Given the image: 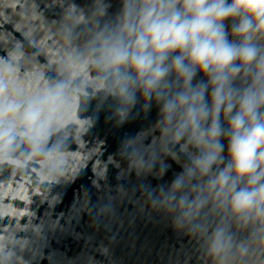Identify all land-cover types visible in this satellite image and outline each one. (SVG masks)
<instances>
[{
  "label": "water",
  "instance_id": "obj_1",
  "mask_svg": "<svg viewBox=\"0 0 264 264\" xmlns=\"http://www.w3.org/2000/svg\"><path fill=\"white\" fill-rule=\"evenodd\" d=\"M120 3L0 0V81L8 96L26 99L64 85L40 151L19 122L14 141H0V264H264V246L246 258L234 249L211 253L218 226L248 238L226 208L213 203L180 227L175 213L154 206L150 194L181 167L168 158L163 176L159 164L140 172L126 144L145 133L134 146L142 150L159 135L157 108L144 110L141 101L118 123L90 52Z\"/></svg>",
  "mask_w": 264,
  "mask_h": 264
},
{
  "label": "clouds",
  "instance_id": "obj_2",
  "mask_svg": "<svg viewBox=\"0 0 264 264\" xmlns=\"http://www.w3.org/2000/svg\"><path fill=\"white\" fill-rule=\"evenodd\" d=\"M90 52L118 123L141 101L157 108L159 135L142 150L134 146L145 133L126 144L140 172L159 164L163 176L168 158L181 167L150 194L154 206L175 213L180 227L213 203L226 208L249 235L238 240L231 225L216 227L213 255L234 249L246 258L264 246V0H121ZM63 90L56 83L16 99L0 81V141L10 145L19 122L40 151Z\"/></svg>",
  "mask_w": 264,
  "mask_h": 264
}]
</instances>
